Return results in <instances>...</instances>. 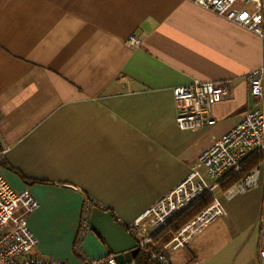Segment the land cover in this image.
Listing matches in <instances>:
<instances>
[{"label": "crops", "instance_id": "0c3cea01", "mask_svg": "<svg viewBox=\"0 0 264 264\" xmlns=\"http://www.w3.org/2000/svg\"><path fill=\"white\" fill-rule=\"evenodd\" d=\"M262 53L258 35L193 0H0V173L38 204L26 217L32 254L66 264L111 256L96 230L75 245L83 203L128 230L250 105L247 76ZM194 80L230 86L214 129L176 124L172 89ZM260 196L222 198L217 227L163 254L171 264H260Z\"/></svg>", "mask_w": 264, "mask_h": 264}, {"label": "built area", "instance_id": "2783aa9c", "mask_svg": "<svg viewBox=\"0 0 264 264\" xmlns=\"http://www.w3.org/2000/svg\"><path fill=\"white\" fill-rule=\"evenodd\" d=\"M199 7L236 23L258 35L263 43L261 66L248 73V94L252 102L197 153L190 164L188 175L167 194L156 200L127 227L135 238L139 252L159 264H171L162 250H185L208 233L226 217V209L215 197L220 182L231 175H240L245 161L261 154L263 161L232 185L225 193L230 199L235 194L254 187L259 182L264 164V0H193ZM130 42L139 45V39ZM230 95L227 82H193L172 89L176 106L175 121L182 130L208 126L216 127L213 106ZM1 115V109H0ZM264 204V185L262 190ZM201 196H212V202L191 221L161 243L153 234L166 226L178 214ZM32 195L24 190L15 192L0 173V264H66L64 260L34 256L37 240L27 226L26 217L37 208ZM94 203L86 200L75 245L90 231V217ZM258 256L264 264V205L261 215ZM81 264H116L113 255L88 260ZM129 264H135L133 261Z\"/></svg>", "mask_w": 264, "mask_h": 264}, {"label": "water", "instance_id": "95a60500", "mask_svg": "<svg viewBox=\"0 0 264 264\" xmlns=\"http://www.w3.org/2000/svg\"><path fill=\"white\" fill-rule=\"evenodd\" d=\"M90 230H96L99 233L116 264H129L139 254L135 238L113 219L110 212L91 216Z\"/></svg>", "mask_w": 264, "mask_h": 264}, {"label": "trees", "instance_id": "16d2710c", "mask_svg": "<svg viewBox=\"0 0 264 264\" xmlns=\"http://www.w3.org/2000/svg\"><path fill=\"white\" fill-rule=\"evenodd\" d=\"M263 161L261 154L253 155L245 161L243 171L240 175H231L226 177L220 184L221 190L226 191L230 186L236 183L242 176L246 175L251 169L256 167ZM28 182V181H27ZM209 196H201L180 214H178L173 220H171L166 226L160 228L153 234L154 241L158 244L166 240L170 235L176 233L182 226L191 221L198 213L205 209L211 203ZM94 205L93 208L94 209ZM76 240V239H75ZM138 264H159L155 260H151L150 257H144L138 255L136 257Z\"/></svg>", "mask_w": 264, "mask_h": 264}, {"label": "rangeland", "instance_id": "374dc122", "mask_svg": "<svg viewBox=\"0 0 264 264\" xmlns=\"http://www.w3.org/2000/svg\"><path fill=\"white\" fill-rule=\"evenodd\" d=\"M225 179V178H224ZM223 179V180H224ZM222 180V181H223ZM240 180V179H239ZM238 180V181H239ZM221 181V182H222ZM237 181V182H238ZM220 182V183H221ZM236 182V183H237ZM236 183H234V184H236ZM233 184V185H234ZM221 185V184H220ZM220 185H219V187L215 190V197L221 202V203H223V199L222 198H227L225 195V193H227L226 191L231 187H229L226 191H222L221 190V187H220ZM263 185H264V164L262 165V167L260 168V177H259V182L254 186V187H252V188H249V189H247V190H245V191H242V192H239V193H237V194H235L234 196H232L231 198H233V197H235L236 195V197L234 198V199H236V198H238L239 196H242V195H246V194H252V193H254V192H256V191H260L261 192V196H260V207H261V210H260V212H259V216H258V218H257V224H256V227H257V229H258V232H260V229H261V221H260V219H261V215H262V207H263V200H262V197H263V194H262V190H263ZM225 192V193H224ZM210 197V196H209ZM211 198V200H212V196L210 197ZM230 198V199H231ZM229 199V200H230ZM212 202V201H211ZM224 204V203H223ZM219 222H221V220L220 221H218L216 224H215V227H217L218 225H219ZM258 245H259V238H258ZM138 255H142V256H144L141 252H139V254ZM137 255V256H138ZM257 255H258V248H257ZM136 256V257H137ZM145 257V256H144ZM258 259H259V256H258ZM259 262H260V264H261V261H260V259H259Z\"/></svg>", "mask_w": 264, "mask_h": 264}]
</instances>
